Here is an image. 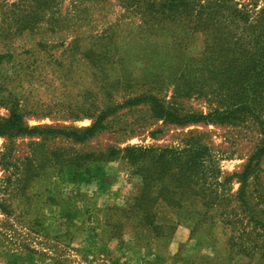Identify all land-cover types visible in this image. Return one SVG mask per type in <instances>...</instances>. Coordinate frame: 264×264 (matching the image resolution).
<instances>
[{"label":"rangeland","instance_id":"374dc122","mask_svg":"<svg viewBox=\"0 0 264 264\" xmlns=\"http://www.w3.org/2000/svg\"><path fill=\"white\" fill-rule=\"evenodd\" d=\"M12 3L0 0V121L15 108L25 125L40 130L0 136V264H254L237 252L231 226L202 204V196L190 197L182 208L163 202L157 212L162 219L155 220L161 229L147 228L130 208L143 179L123 154L107 153L128 145L158 151L205 145L224 183L218 190L236 196L241 182L232 176L264 144V85L243 94L239 101L247 105L231 121L174 124L156 117L150 101H129L150 94L182 114L224 106L231 93L213 60L204 61L202 92L176 97L174 72L196 65L192 58L205 48L201 33L166 27L143 40L137 22L112 0L92 8L81 26L52 32L43 24L38 32L15 34ZM263 6L261 0L257 9ZM59 8L63 15L71 11V0ZM108 25L113 52L103 67L72 53L76 31L89 35ZM94 101L101 109L124 106L84 141L49 130L91 125L93 118L76 119L71 112L91 113ZM246 191L254 201L262 194L264 208V155Z\"/></svg>","mask_w":264,"mask_h":264},{"label":"trees","instance_id":"16d2710c","mask_svg":"<svg viewBox=\"0 0 264 264\" xmlns=\"http://www.w3.org/2000/svg\"><path fill=\"white\" fill-rule=\"evenodd\" d=\"M110 1L112 0H71V11L63 15L59 8L63 0H13L14 33L38 32L43 24L46 30L51 29L52 32L72 24L80 25L90 19L92 8L105 6ZM116 1L124 10L123 16L137 22L138 33L143 40L149 35L159 36L161 33L157 30L166 27L173 31L175 28L186 33H201L204 36L203 52L197 58H192L196 65L191 64V67H188L186 63L180 71L174 72L176 97L202 92L205 79L204 61L208 60H213L219 69L222 67L227 89L231 93L228 101L223 103L224 106L208 113L182 114L180 107L166 105L160 98L150 94L131 99L130 103L150 101L156 117L178 125L206 121L228 122L235 118L236 112L247 105L239 101L248 96L247 91L256 87L254 91L257 93L264 85V6L257 9L261 0H250L246 4L240 0ZM112 29V25H108L101 30H95L96 32H90L89 35L76 31L70 50L73 54L81 53L91 58L96 66L103 67L113 52ZM86 40H89L90 47L83 50L82 41ZM181 44L182 41L178 45ZM159 62L164 64L167 60ZM116 77V84L121 83V75ZM100 82L106 88L109 85L107 75L102 77ZM254 97L257 96H252ZM122 106L124 103L101 109L94 101L91 113H85L83 110L80 113L71 112L76 119L93 118L91 125L75 127L72 130H49L77 141H84L89 135L104 128L105 120L115 113L116 108ZM39 130L37 127L25 125L22 114L15 108L8 119L0 121V136L30 134ZM119 153L135 166L136 172L143 179L136 195L131 198L130 208L141 213L142 224L147 228L151 226L155 231L161 229L162 225L156 224L155 220L162 217L157 216V212H163V206H166L163 202L171 207L182 208L190 197L202 196V204L208 209H217L221 222L231 226L232 245L238 246L237 252L243 253L254 264H264V208L260 207L263 197L259 194L256 196L258 201H254L251 199L253 196H247L246 191L249 177L254 174L260 158L264 155V144L250 158L244 171L232 176L238 177L241 182L240 191L236 196L218 190L224 183L216 178L217 168L209 148L205 145L189 147L182 151H158L128 145L122 149L111 147L107 154L114 157ZM226 179L229 181L231 177ZM207 219L208 217L203 218ZM238 224L241 228L236 227Z\"/></svg>","mask_w":264,"mask_h":264}]
</instances>
